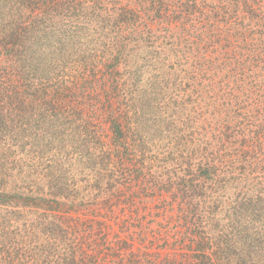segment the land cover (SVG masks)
Segmentation results:
<instances>
[{
  "label": "trees",
  "instance_id": "obj_1",
  "mask_svg": "<svg viewBox=\"0 0 264 264\" xmlns=\"http://www.w3.org/2000/svg\"><path fill=\"white\" fill-rule=\"evenodd\" d=\"M0 264H264V0H0Z\"/></svg>",
  "mask_w": 264,
  "mask_h": 264
},
{
  "label": "rangeland",
  "instance_id": "obj_2",
  "mask_svg": "<svg viewBox=\"0 0 264 264\" xmlns=\"http://www.w3.org/2000/svg\"><path fill=\"white\" fill-rule=\"evenodd\" d=\"M232 69V67H226L225 69H222V70H217V74L218 76H215V77H211L210 79H206V81L204 82V85H212V87H215V88H219V84L222 85V87H226V81H227V77H226V74H228L230 72V70ZM170 74L172 75V71H170ZM178 74V73H177ZM176 74V75H177ZM175 75V76H176ZM179 75V74H178ZM208 87H211V86H208ZM246 102H243V98L239 101V105H235V103H233L232 105H235V107L233 108V110H235L234 112L236 111H240V109L243 108V105L245 104ZM194 105V104H193ZM191 106V105H190ZM192 107V106H191ZM205 120V117L203 118V121ZM203 121H199L198 123L196 122H192L191 123V129L192 131H197L198 133L200 132H204L206 126L204 125Z\"/></svg>",
  "mask_w": 264,
  "mask_h": 264
}]
</instances>
